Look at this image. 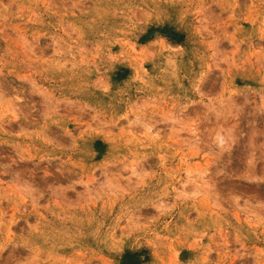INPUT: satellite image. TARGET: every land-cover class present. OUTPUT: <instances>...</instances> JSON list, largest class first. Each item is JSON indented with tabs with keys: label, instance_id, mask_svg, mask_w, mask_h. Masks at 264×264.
<instances>
[{
	"label": "rangeland",
	"instance_id": "374dc122",
	"mask_svg": "<svg viewBox=\"0 0 264 264\" xmlns=\"http://www.w3.org/2000/svg\"><path fill=\"white\" fill-rule=\"evenodd\" d=\"M0 264H264V0H0Z\"/></svg>",
	"mask_w": 264,
	"mask_h": 264
}]
</instances>
